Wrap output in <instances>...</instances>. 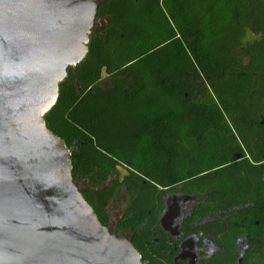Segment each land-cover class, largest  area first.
<instances>
[{
    "label": "trees",
    "instance_id": "16d2710c",
    "mask_svg": "<svg viewBox=\"0 0 264 264\" xmlns=\"http://www.w3.org/2000/svg\"><path fill=\"white\" fill-rule=\"evenodd\" d=\"M44 121L142 264L178 253L159 225L172 196L192 201L181 232L213 246L204 264H264V0H97Z\"/></svg>",
    "mask_w": 264,
    "mask_h": 264
},
{
    "label": "water",
    "instance_id": "95a60500",
    "mask_svg": "<svg viewBox=\"0 0 264 264\" xmlns=\"http://www.w3.org/2000/svg\"><path fill=\"white\" fill-rule=\"evenodd\" d=\"M97 0H0V264H142L101 225L72 181L71 152L47 129L69 68L87 56ZM159 218L178 235L180 201Z\"/></svg>",
    "mask_w": 264,
    "mask_h": 264
},
{
    "label": "flooded vegetation",
    "instance_id": "af4514ba",
    "mask_svg": "<svg viewBox=\"0 0 264 264\" xmlns=\"http://www.w3.org/2000/svg\"><path fill=\"white\" fill-rule=\"evenodd\" d=\"M173 197L175 196L169 197L165 201V206L167 201H169V206L174 204L175 201L173 200ZM190 202L192 201L185 198H182V201H180V218L175 222V225L179 226L178 235L176 237H171L168 233L163 231L170 238L176 241L180 240L178 244V253L172 260L173 264H204V261L210 259L215 251L214 250L209 254V248H213V246L203 236L182 237L181 222L189 213ZM240 261L241 260L239 259V263Z\"/></svg>",
    "mask_w": 264,
    "mask_h": 264
},
{
    "label": "rangeland",
    "instance_id": "374dc122",
    "mask_svg": "<svg viewBox=\"0 0 264 264\" xmlns=\"http://www.w3.org/2000/svg\"><path fill=\"white\" fill-rule=\"evenodd\" d=\"M121 172V171H120ZM190 205V204H189ZM122 209V206L116 204V203H111L109 205V214L111 216V219H112V223L115 222L117 216H118V213H119V210Z\"/></svg>",
    "mask_w": 264,
    "mask_h": 264
},
{
    "label": "clouds",
    "instance_id": "9594fccd",
    "mask_svg": "<svg viewBox=\"0 0 264 264\" xmlns=\"http://www.w3.org/2000/svg\"><path fill=\"white\" fill-rule=\"evenodd\" d=\"M214 251L213 248H209V254H211V252Z\"/></svg>",
    "mask_w": 264,
    "mask_h": 264
}]
</instances>
